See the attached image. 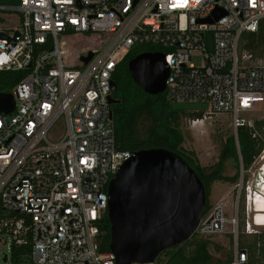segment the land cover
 I'll return each mask as SVG.
<instances>
[{
	"label": "built area",
	"instance_id": "2783aa9c",
	"mask_svg": "<svg viewBox=\"0 0 264 264\" xmlns=\"http://www.w3.org/2000/svg\"><path fill=\"white\" fill-rule=\"evenodd\" d=\"M0 13L21 21L13 34L3 31L0 70L31 69L12 92L14 110L0 113V243L7 244L0 264H118L98 239L109 183L134 152L117 147L109 97L118 64L136 44L167 49L168 99L208 106L194 123L230 112L238 138L240 127H254L245 112L264 102V59L241 50L242 34L264 19V0H20L0 3ZM194 54L202 65L191 62ZM236 187L239 198L244 185ZM252 189L246 200L261 197ZM237 213L238 205L227 216L221 201L196 235L238 237ZM243 230L260 233L250 220ZM237 245L229 264H246Z\"/></svg>",
	"mask_w": 264,
	"mask_h": 264
},
{
	"label": "water",
	"instance_id": "95a60500",
	"mask_svg": "<svg viewBox=\"0 0 264 264\" xmlns=\"http://www.w3.org/2000/svg\"><path fill=\"white\" fill-rule=\"evenodd\" d=\"M224 14L219 10L216 17ZM8 35L0 31V38ZM88 57H83L87 63ZM33 62L29 64L32 67ZM134 81L147 93L165 92L170 69L162 51L143 52L130 60ZM117 82L112 80V92ZM110 103L117 100L113 94ZM11 93H0V113L15 108ZM173 108L205 111L206 103H177ZM113 116V112L111 114ZM110 251L118 264L152 262L165 249L196 235L206 209V189L194 168L166 148L134 152L109 183ZM6 259V257H5Z\"/></svg>",
	"mask_w": 264,
	"mask_h": 264
},
{
	"label": "trees",
	"instance_id": "16d2710c",
	"mask_svg": "<svg viewBox=\"0 0 264 264\" xmlns=\"http://www.w3.org/2000/svg\"><path fill=\"white\" fill-rule=\"evenodd\" d=\"M20 0H0L3 4H15ZM50 49L51 45L44 46ZM241 50H248L255 55L264 57V19L257 32L242 34ZM151 51H167L161 45L151 43L136 44L125 58L118 64L113 79L117 89L112 93L119 100L111 105L115 123V136L118 149L136 152L149 148H166L182 156L197 172L205 185L207 201L205 214L211 209L212 186L216 181L235 183L239 173L234 176L225 174L229 160L237 165L241 162L248 169L264 149V120H255L254 127L247 126L238 129V138L231 136L219 155L218 161L211 167L203 166L194 151L184 147L185 135L181 128V119L186 116L202 119L205 111L179 110L171 106L166 92L150 94L144 91L132 78L129 62L138 54ZM31 69L19 71L0 70V93H11ZM243 233L244 230H243ZM239 236V248L247 251L246 264H264V232ZM233 242V234L229 233ZM228 234V235H229ZM110 222L107 214L101 224L98 243L100 251L110 250ZM208 238L193 236L182 244L163 250L157 257L158 264H229L233 255L227 258H214ZM215 251L222 246L215 244Z\"/></svg>",
	"mask_w": 264,
	"mask_h": 264
},
{
	"label": "rangeland",
	"instance_id": "374dc122",
	"mask_svg": "<svg viewBox=\"0 0 264 264\" xmlns=\"http://www.w3.org/2000/svg\"><path fill=\"white\" fill-rule=\"evenodd\" d=\"M20 15L10 14V13H0V30L5 31L8 34H13L18 26H20ZM77 40H82L79 37H75ZM254 54V53H253ZM255 55V54H254ZM255 60L263 58L255 55ZM191 62L195 65L200 66L204 63L203 58L200 54H194ZM245 116L252 120H264V102L258 103L254 109L245 112ZM181 128L185 135L184 147L187 150L194 151L199 159V162L206 167L213 166L219 158V155L225 145V141L229 137L235 136L236 131L232 124V114L230 112H218L213 115H209L203 121L198 123L193 122V118H188L186 116L181 119ZM262 131L264 132V123L262 126ZM264 163V156H258L255 162L248 168L243 167L241 162L237 165L234 161L229 160L226 166L225 174L229 176H234L239 173V179L235 182L228 181H216L212 186V193L210 197L212 209L214 206L221 201L225 203L227 216L232 217L236 215V206L238 205V216L240 224V234L236 237L233 234V242L230 234L217 235L209 237L213 242L211 246L214 258H227L229 254L235 255V250L237 249V243L242 237L243 225H247V220L252 223L255 229L264 232V226L258 224V218L263 217L264 213L261 212V208L264 207V201H255L253 210H248V205L246 202V192L245 188L250 185L255 191V181L259 177L260 167ZM237 183H242L244 185V191L238 198L239 190L236 187ZM211 209V210H212ZM260 211V212H259ZM254 216H256V224H254ZM231 230L232 225L229 226ZM247 236L246 233H243ZM219 244L222 246L220 251L214 250V245ZM6 248L7 244L0 243V248Z\"/></svg>",
	"mask_w": 264,
	"mask_h": 264
},
{
	"label": "bare ground",
	"instance_id": "6f19581e",
	"mask_svg": "<svg viewBox=\"0 0 264 264\" xmlns=\"http://www.w3.org/2000/svg\"><path fill=\"white\" fill-rule=\"evenodd\" d=\"M263 164H264V163H263ZM263 164H262V165H263ZM255 186L257 187V184H256ZM256 190H257V188H256ZM258 193L260 194L259 191H258ZM260 195H261V197H259V198H255L256 195L254 196V194H252V195L248 198V200H247V205H248V206H247V207H248V210H249V211H250L251 209L253 210V206H254L253 204H255V201H259V202L264 201L263 195H262V194H260ZM260 211L264 213V207L261 208ZM260 211H259V212H260ZM255 219H256V216H254V224H256ZM258 224H260V226H261V225L264 226V216L258 218Z\"/></svg>",
	"mask_w": 264,
	"mask_h": 264
},
{
	"label": "flooded vegetation",
	"instance_id": "af4514ba",
	"mask_svg": "<svg viewBox=\"0 0 264 264\" xmlns=\"http://www.w3.org/2000/svg\"><path fill=\"white\" fill-rule=\"evenodd\" d=\"M261 170L262 171H261V174H260V176H261L260 179H262V180H261V183L260 184L257 183V187L256 188H257V191H259L260 194H262L263 195V198H264V164L262 165V169Z\"/></svg>",
	"mask_w": 264,
	"mask_h": 264
},
{
	"label": "clouds",
	"instance_id": "9594fccd",
	"mask_svg": "<svg viewBox=\"0 0 264 264\" xmlns=\"http://www.w3.org/2000/svg\"><path fill=\"white\" fill-rule=\"evenodd\" d=\"M246 202H247V200H246Z\"/></svg>",
	"mask_w": 264,
	"mask_h": 264
}]
</instances>
